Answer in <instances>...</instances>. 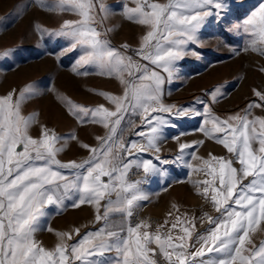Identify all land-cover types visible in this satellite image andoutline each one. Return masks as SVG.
Wrapping results in <instances>:
<instances>
[{"label": "snow or ice", "instance_id": "1", "mask_svg": "<svg viewBox=\"0 0 264 264\" xmlns=\"http://www.w3.org/2000/svg\"><path fill=\"white\" fill-rule=\"evenodd\" d=\"M30 2L42 11L74 17L52 29L34 26L41 37L67 41L58 61L79 52L73 73L115 80L119 88L95 92L106 103L93 107L57 94L79 126L104 129L95 146L75 132L58 135L37 112L25 114V105L41 94L36 84L0 94V264H264V239L259 244L252 239L258 230L264 232V116L253 115V109L264 112V89H253L257 100L224 118L211 107L224 95L221 87L205 93L209 100L197 97L189 106L164 100L178 63L188 55L199 58L190 46L202 47L203 32L213 23L231 19L227 31L244 38L243 51L264 57V0L243 15L238 12L242 5L232 0H122L119 8L106 0ZM113 15L142 29L136 46H113L109 36L115 29L106 26ZM15 52L0 50V60ZM183 117L202 118L197 131L204 139L182 142L187 132L173 136L176 155L165 158V129L177 127L175 119ZM205 140L228 155H197ZM70 141L88 155L80 161L59 159ZM169 164L189 170L187 183L216 215L202 211L197 217L173 203L155 227L139 217L143 202L151 200L142 186L152 177L167 176L162 166ZM193 175L202 178L192 180ZM83 205L92 209V230L45 227L51 210L62 213ZM198 222L207 223L203 232ZM45 230L55 237L51 248L37 239Z\"/></svg>", "mask_w": 264, "mask_h": 264}, {"label": "rangeland", "instance_id": "2", "mask_svg": "<svg viewBox=\"0 0 264 264\" xmlns=\"http://www.w3.org/2000/svg\"><path fill=\"white\" fill-rule=\"evenodd\" d=\"M48 2L52 3V0H48ZM106 2L111 6L122 7V0H106ZM232 2L238 6L242 5L238 8V12L243 15L254 10L261 0H232ZM26 4L29 6L24 11V5ZM73 18L67 14L57 16L42 11L31 5L30 0H0V50L5 48L16 50L13 57L0 60V94L11 88H21L29 83L36 84L41 94L25 105V114L37 112L39 121H44L43 123L48 127L55 129L58 135L66 137L75 132L78 137L80 136L79 139L82 142L95 146V137L104 135V129L97 125L79 126L72 117L68 116L64 107L57 100V94L68 97L75 103L86 107H93L100 103H106L102 97L95 95V92H117L118 83L115 80L91 74L76 75L73 73L72 68L80 53H69L61 56L58 61L56 57L62 48L67 46V41L63 38L47 35L41 37L34 28L36 24H39L43 28L52 29L57 27L63 19ZM232 22L229 19L221 24L213 23L209 25L203 32L204 45L202 47L190 46L189 50L199 53V58L188 55L178 63L177 77L171 84L165 85V103L189 106L194 104L197 97L209 100L205 93L216 87H221L224 95L219 98L218 103L211 104V107L215 115L224 118L230 114L240 112L249 103L257 100L252 90L264 89V72L260 70L264 68V57L243 51L244 38L227 31ZM106 26L115 29L109 36L115 47H119L121 43L136 46L142 34L140 27L124 20L119 15L111 16L106 22ZM89 71L93 70L89 69ZM60 82L63 84H58ZM53 88L55 92L49 91ZM76 95H80V98ZM46 105L48 108L45 107ZM195 106L201 111L203 110L201 105ZM253 115L264 116V112L260 109H253ZM201 120V117L176 118L175 124L177 127L165 129L167 139L161 144V155L168 159L175 157L177 144L173 136L182 132L190 133L187 136H181L182 142L204 139L197 131ZM38 132V125L34 126L32 135L37 136ZM125 135L127 136L128 133L126 132ZM130 139L138 138L131 136ZM208 153L218 156L228 155L221 145L205 140L197 155L207 157ZM87 155L88 153L85 150L79 148L75 142L70 141L69 147L60 154L59 159L64 162L68 160L80 161ZM142 155L145 158H150L147 153ZM193 163L196 162L193 161ZM162 167L167 169V176L152 177L150 183L142 186L150 195L151 200L143 202V207L139 210L141 218L149 219L155 227L157 223L163 222L173 203L180 207L181 212L187 211L190 215L194 213L197 217L201 215L202 211L216 215L209 205L204 204L194 194L191 184L187 183L190 178L187 168H183L178 164H169ZM201 178L197 175L191 177L192 180ZM180 181L184 182L181 183ZM68 210H72L80 218L74 228L80 227L82 233L92 230L90 221L93 214L92 209L87 205H83L79 209L69 207L62 213L51 210L45 227L51 225L52 219L65 216ZM86 211H89L90 214H86ZM154 217L159 218V220L154 222ZM84 225H88V227H82ZM197 227L199 231L203 232L207 227V223L200 224L198 222ZM38 236L39 234H37V239L40 240ZM76 239H79V237H76ZM252 239L259 244L260 240L264 239V232L258 230ZM41 242L49 248L55 244V241L52 243Z\"/></svg>", "mask_w": 264, "mask_h": 264}, {"label": "bare ground", "instance_id": "3", "mask_svg": "<svg viewBox=\"0 0 264 264\" xmlns=\"http://www.w3.org/2000/svg\"><path fill=\"white\" fill-rule=\"evenodd\" d=\"M251 57H252V55H251ZM254 57V56H253ZM250 60V59H249ZM248 60V61H249ZM221 71H222V69H221ZM219 72V71H218ZM214 73V72H213ZM72 75V74H71ZM206 76V75H205ZM211 77V76H210ZM212 78V77H211ZM210 78V79H211ZM215 78V77H214ZM216 78H217V75H216ZM205 79V78H204ZM203 79V81H205ZM244 82V81H243ZM57 84V83H56ZM58 84H63V83H58ZM55 85V84H54ZM77 85V84H76ZM56 88H58V87H56ZM74 88V87H73ZM54 89V88H53ZM60 90V89H59ZM73 93V92H72ZM71 95V94H70ZM77 96V95H76ZM80 96V95H79ZM79 96H77V97H79ZM80 98V97H79ZM37 103V102H36ZM44 103H46V102H44ZM43 106V105H42ZM45 107H47V105L45 106ZM43 108V107H42ZM48 108V107H47ZM50 108V107H49ZM42 110V109H41ZM40 110V111H41ZM57 110V109H56ZM55 111V110H54ZM53 111V112H54ZM56 112V111H55ZM44 113V112H43ZM60 115V114H59ZM48 116H49V114H48ZM57 116V115H56ZM62 116V115H61ZM41 118V117H40ZM67 118V117H66ZM46 120V119H45ZM44 122V121H43ZM42 122V123H43ZM87 129V128H86ZM85 129V130H86ZM90 132V131H89ZM84 133H85V131H84ZM77 134H78V132H77ZM80 134V133H79ZM95 136V135H94ZM80 137V136H79ZM92 138V137H91ZM190 191V190H189ZM190 194V193H189ZM193 196V195H192ZM195 199H196V196L194 197ZM193 199V198H192ZM198 201V200H197ZM195 202H196V200H195ZM199 202V201H198ZM197 203V202H196ZM200 205V204H199ZM198 207V206H197ZM197 210V209H196ZM197 212V211H196ZM86 214H90L89 213V211L87 212H85ZM140 218L142 217V216H139ZM149 217V216H148ZM152 217V216H151ZM150 217V218H151ZM79 219L80 218H78V216H77V214L75 213V212H73L72 210H68L67 212H66V215L65 216H63L62 218H54V219H52V221L50 222L51 223V225H50V227L51 228H55V230H70V229H72V228H74V226L78 223V221H79ZM152 219V218H151ZM153 219H155L154 220V222H157L158 220H159V218H157V217H154ZM39 234V236L38 237H40L39 239L41 240V241H45V242H48V243H52L53 241H55V237H54V235L52 234V233H49L48 231H43V232H41V233H38Z\"/></svg>", "mask_w": 264, "mask_h": 264}, {"label": "built area", "instance_id": "4", "mask_svg": "<svg viewBox=\"0 0 264 264\" xmlns=\"http://www.w3.org/2000/svg\"><path fill=\"white\" fill-rule=\"evenodd\" d=\"M138 178L137 176H132L131 179H136ZM146 185V184H145ZM144 186V185H143Z\"/></svg>", "mask_w": 264, "mask_h": 264}, {"label": "crops", "instance_id": "5", "mask_svg": "<svg viewBox=\"0 0 264 264\" xmlns=\"http://www.w3.org/2000/svg\"><path fill=\"white\" fill-rule=\"evenodd\" d=\"M151 179V178H150Z\"/></svg>", "mask_w": 264, "mask_h": 264}]
</instances>
